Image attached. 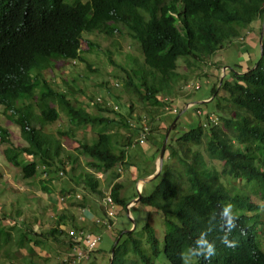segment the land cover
<instances>
[{"label": "trees", "instance_id": "obj_1", "mask_svg": "<svg viewBox=\"0 0 264 264\" xmlns=\"http://www.w3.org/2000/svg\"><path fill=\"white\" fill-rule=\"evenodd\" d=\"M263 16L264 0H89L74 5L65 0H0V108L26 143L14 145L12 131L0 125L6 161L25 180L43 176L41 190L51 194L50 185L61 177L60 170L65 171L63 138L91 130L94 140L77 144L87 158L85 189L102 196L107 178L116 205L128 206L121 197L120 169L130 170L138 161L142 163L138 179L154 174L166 133L158 137L152 156L139 154L142 136L146 142L155 138L164 122L158 111L167 109L181 81L188 80L179 72V61L188 68L207 62ZM123 31L137 44L143 62L130 56L129 69L118 67L123 77L117 80L151 110L144 118L135 116L134 124L118 112L117 104L101 98H90L92 106L85 104L71 88L60 89L45 76L57 63L70 61L84 63L95 73L82 55L84 34L112 38ZM86 43L90 52L97 48ZM262 46L256 65L239 71L227 68L224 79L211 90L213 98L203 102H215L213 110L204 109L205 123L170 138L162 169L151 181L152 191L147 193L145 185L139 195L138 202L162 217L163 236L149 223L121 232L108 264H162L163 259L186 264L189 253L191 264H264L258 240L264 220L256 202L264 207V41ZM108 57L116 66L113 56ZM193 107L200 117V106ZM169 108L177 117L175 107ZM96 110L118 117H104ZM61 112L70 126L53 132L48 127ZM210 116L216 117V124ZM123 128L126 134L119 135ZM133 149L138 154L131 155ZM103 208L94 209L104 216ZM225 208L230 209V219L223 215ZM64 217L73 222L72 216H60L50 230H34L25 220L7 225L8 217L0 214V264H14L22 250L35 253L47 242L59 241L66 232L62 226L68 225L62 222ZM71 227L83 231L87 225ZM66 235L65 246L71 250L75 243L70 233Z\"/></svg>", "mask_w": 264, "mask_h": 264}, {"label": "rangeland", "instance_id": "obj_2", "mask_svg": "<svg viewBox=\"0 0 264 264\" xmlns=\"http://www.w3.org/2000/svg\"><path fill=\"white\" fill-rule=\"evenodd\" d=\"M79 1L85 3L89 0H65L69 5H74ZM123 34H116L112 38L99 33L84 34L82 55L94 66L95 73L89 72L84 63L70 61L65 64L62 62L57 63L58 66L53 67V70H47L45 76L51 82L53 80L52 83L54 86L59 84L60 89L71 88L75 97L79 98L85 104L92 106V103L89 102L90 98H101L115 106L117 104L119 106L118 112L127 116V120L134 124L137 123L135 116L144 118L150 115L151 110L146 109L133 94L126 92L122 82L117 80L119 76V80L123 77L118 67L129 69L130 61L128 58L130 56L136 57L139 63L143 62V57L139 52L137 44L127 36L125 31H123ZM88 41L97 46L92 52L88 51V46L86 45ZM263 41L264 16L258 18L253 23V27L244 30L242 38L233 41L232 45L225 47L224 50L218 52L214 58L207 62H201L188 68L185 61L180 60L179 72L186 75L188 80L187 82L181 81L179 84L180 89L177 94L171 95L172 101L169 102L167 109L158 111V116L161 115L164 122H162V129L156 132L155 135L161 138L166 133V135L168 134L167 141H169L170 138L176 137L181 132L189 130L199 123H205L203 117L204 109L211 111L215 107V102L203 104V102L210 101L213 98V96L211 97L212 88L224 79L227 74V68L228 70L235 69L239 71L256 65L262 56ZM117 52L119 53L117 54ZM108 55L113 56L112 58L118 65H116L117 67L110 62ZM65 82L69 83V85H65ZM116 82H120L121 86L118 87ZM189 83H197L201 86V89L196 91L190 87L192 85ZM224 94L222 90H219L220 96H224ZM209 97L210 99H207ZM194 105L197 108L200 106V110L203 112L202 117L198 116L197 110L193 107ZM105 106L102 105L103 108ZM171 106L177 109V117L174 116V113L168 112L171 111L169 110ZM130 109L133 115L131 116L132 118L129 117ZM95 112L108 118L118 117L114 113L100 112L98 110ZM67 121L66 116L61 112V118L57 122L50 124L48 129L53 132L67 130L70 126ZM0 125L12 131L11 140L14 145H26L19 130L15 128L16 126L5 118L2 108H0ZM123 134H126L124 128L119 130V135ZM137 137L139 138L140 136L138 135ZM94 138V133L91 130L78 131L72 138H63L62 143L65 152L63 156L64 166H61V168L63 169L65 167L64 176L57 178L50 185L51 194H45L41 190L43 176L33 180L23 179L20 170L14 168L6 161L4 157L5 145L0 143V214H6L8 217L9 221H5V223L7 225L15 223L14 219L20 222L21 220H25L28 225L30 223V227L34 230H50L55 226L60 216H72L73 222L68 218H62V222L65 224L68 223V225L62 226V228H64L67 234L70 233V235L74 230L71 227L72 223L76 226H81L82 223L84 225H87L88 222L91 223V218L89 219L84 209L90 208L92 211H96L92 207L94 204L99 205L97 207L98 209L103 208L106 193L112 188L108 185L106 175L105 177L102 175L100 178H106L103 179L106 180V183L102 185V196L92 194L85 189L82 175L89 171L86 165L87 158L82 156L77 150V144L78 140L91 143ZM146 141V139L142 140L143 144L141 147L143 150L148 149V145L144 144ZM134 150H130L131 153H129L133 154ZM136 165L138 166L131 167L130 170L120 169V166L118 167L122 176L118 182L123 183L121 197L129 203V208L128 206L123 207L120 205L114 207L116 216L112 219V225L107 228L98 229L97 233L100 235L101 241L91 253V259L89 258L90 260L76 264H108L116 236L121 232L130 231L134 225L140 230L141 227L149 223L154 227L156 234L160 238L163 236L165 225L162 217L155 213L152 214L150 208L136 201L145 185L147 186V193L152 191L153 183H145L144 180L148 181L152 176L157 174L159 157L156 159L155 166L152 169L154 170V174L146 176V178L138 179L139 166L142 163L136 161ZM238 186L242 187L241 184ZM76 195H80L81 198L73 202L69 199L65 202L61 201V198L68 196L75 199ZM83 202L85 206H80ZM256 202L260 205V213H262L264 220L263 202L260 200ZM87 228L85 229L86 231H91L88 225ZM66 232L62 237H59V241L47 242L41 250L36 249L35 253H28L26 250H22L18 253V259L14 261V264H66L65 259H74L73 254L68 253V248L65 246V242L69 240ZM258 236V240L264 249V231L258 234ZM190 256L189 253L186 258V264L194 263V259ZM163 261L162 264H170L166 259H163Z\"/></svg>", "mask_w": 264, "mask_h": 264}, {"label": "built area", "instance_id": "obj_3", "mask_svg": "<svg viewBox=\"0 0 264 264\" xmlns=\"http://www.w3.org/2000/svg\"><path fill=\"white\" fill-rule=\"evenodd\" d=\"M117 85V84H116ZM194 87L195 90L199 89L201 86L197 83L195 84H190ZM190 86V87H192ZM173 111H177L176 109H173ZM210 120L213 123H217V119L214 116H210ZM147 130V129H146ZM143 139H145V136H143ZM61 175H63V173H61ZM77 198H80L79 195L76 196ZM71 196L68 197H63L61 198L62 202H65L66 200L70 199ZM104 204H105V208H106V218L104 219H100L98 218L96 220L97 224L101 225V226H106V227H110L111 226V220L115 217V211H114V207L115 202L112 199V197L110 196V194L108 193L107 196L104 199ZM71 236H72V240L74 246H73V256L74 259H65V262H67L68 264H76L79 263L85 259H89L91 253L97 248L99 242L101 241V237L98 234H92L89 232H84V231H73L71 232Z\"/></svg>", "mask_w": 264, "mask_h": 264}, {"label": "crops", "instance_id": "obj_4", "mask_svg": "<svg viewBox=\"0 0 264 264\" xmlns=\"http://www.w3.org/2000/svg\"><path fill=\"white\" fill-rule=\"evenodd\" d=\"M158 135H155V138L154 139H152V141L151 142H146L147 143V145H148V149L146 150H142V147L140 146V151H139V154L140 153H143L144 154V156L145 155H148V156H152L153 154H154V152L156 151V146L158 145ZM143 144V143H142ZM145 144V143H144ZM154 147H155V149H154ZM154 149V150H153ZM153 150V151H152ZM135 154H138L137 153V151L136 150H134L133 151V154H131V155H135ZM159 157V156H158ZM103 175V174H102ZM107 194H108V192L106 193V196H107ZM105 196V197H106ZM105 199V198H104ZM72 202V201H71ZM99 205H92V207L93 208H97ZM104 209V208H103ZM85 211V213H87V216L89 217V219L92 221L91 223H89L88 222V224L90 225L89 226V228L91 229V231H92V233H94V234H98L97 232H98V229L100 230L101 228H105V227H102L101 225H99V224H97V222H96V220L98 219V218H100V217H103V216H100L99 214H97V212H95V211H92L90 208H85L84 209ZM88 219V220H89ZM87 224V225H88ZM86 229H88V228H86ZM84 232H91V231H89V230H83ZM99 251V250H98ZM67 252H70V253H72L73 254V249H69V247H68V251ZM90 258V257H89ZM67 259H71V258H67ZM91 259V258H90ZM90 259H85V260H90ZM85 260H83V261H85ZM83 261H81V262H83ZM66 264H68L67 262H66Z\"/></svg>", "mask_w": 264, "mask_h": 264}, {"label": "water", "instance_id": "obj_5", "mask_svg": "<svg viewBox=\"0 0 264 264\" xmlns=\"http://www.w3.org/2000/svg\"><path fill=\"white\" fill-rule=\"evenodd\" d=\"M205 102H209L208 101H205ZM171 130V129H170ZM168 140V134L166 135L165 137V140H164V143L162 145V148H161V152H160V156H159V167H158V170H157V174H155L154 176H152L148 181H145L144 182L148 183V182H151V180L155 179L156 176L160 173L161 169H162V166H163V162H164V155H165V151H166V147H167V141ZM140 199V197L136 200L138 202V200ZM136 229V225L133 226V228L130 230V231H133ZM130 231H127V232H130ZM118 243V240L115 242L113 248H112V253L114 254V250H115V247Z\"/></svg>", "mask_w": 264, "mask_h": 264}, {"label": "clouds", "instance_id": "obj_6", "mask_svg": "<svg viewBox=\"0 0 264 264\" xmlns=\"http://www.w3.org/2000/svg\"><path fill=\"white\" fill-rule=\"evenodd\" d=\"M226 69V68H225ZM142 139H143V136H142ZM145 139H146V136H145ZM61 173H63V172H60V175H61ZM61 176H64V173H63V175H61ZM99 177H102V174L101 175H99ZM109 194H110V191L108 192ZM77 196V195H76ZM75 196V199H72V198H70L69 200H71L72 202L74 201V200H76V199H80L81 198V196H80V198H77ZM136 202V201H135ZM134 202V203H135ZM133 203V204H134ZM115 205H116V203H115ZM103 206H104V208H105V204H104V202H103ZM130 206V205H129ZM129 206H128V208H129ZM133 206V205H132ZM223 215L225 216V217H229V219H230V209L229 208H225L224 209V212H223ZM116 216V215H115ZM104 218H106V208H105V215L103 216V217H100V219H104ZM111 225H112V220H111ZM102 227H105V228H107L106 226H102ZM211 252H212V247H211V245H209L208 246V254L210 255L211 254Z\"/></svg>", "mask_w": 264, "mask_h": 264}, {"label": "bare ground", "instance_id": "obj_7", "mask_svg": "<svg viewBox=\"0 0 264 264\" xmlns=\"http://www.w3.org/2000/svg\"><path fill=\"white\" fill-rule=\"evenodd\" d=\"M139 189V188H138Z\"/></svg>", "mask_w": 264, "mask_h": 264}]
</instances>
